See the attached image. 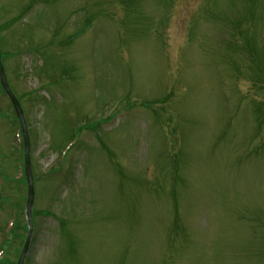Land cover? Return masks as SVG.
<instances>
[{
  "label": "rangeland",
  "instance_id": "1",
  "mask_svg": "<svg viewBox=\"0 0 264 264\" xmlns=\"http://www.w3.org/2000/svg\"><path fill=\"white\" fill-rule=\"evenodd\" d=\"M0 48L24 264H264V0H0Z\"/></svg>",
  "mask_w": 264,
  "mask_h": 264
},
{
  "label": "water",
  "instance_id": "2",
  "mask_svg": "<svg viewBox=\"0 0 264 264\" xmlns=\"http://www.w3.org/2000/svg\"><path fill=\"white\" fill-rule=\"evenodd\" d=\"M0 82L9 96L11 103L14 107L15 113L20 121V126L23 134L24 139V151H25V176L27 179V187H28V197H27V205H26V214H27V221L29 226L28 235L22 249L21 255L17 264H24L25 258L27 256L30 243L33 236L34 224L32 218V205L34 203L35 198V190H34V179L32 175V165H31V158H30V136L27 129V122L24 115V110L20 104L15 93L12 91L6 76V72L4 69V65L2 62V55H1V48H0Z\"/></svg>",
  "mask_w": 264,
  "mask_h": 264
},
{
  "label": "trees",
  "instance_id": "3",
  "mask_svg": "<svg viewBox=\"0 0 264 264\" xmlns=\"http://www.w3.org/2000/svg\"><path fill=\"white\" fill-rule=\"evenodd\" d=\"M1 90L2 86L0 85ZM16 206L12 207V219H11V223H10V228L8 231V233L6 234L4 240L1 243V250H0V264H5L6 262H4V253L6 255V253L8 252L9 248H11L10 246H12L17 239L20 236L21 230H23L22 226V220H21V224L19 223V219L23 218L22 217V210L20 209V207H18V204H15ZM6 260V259H5Z\"/></svg>",
  "mask_w": 264,
  "mask_h": 264
}]
</instances>
